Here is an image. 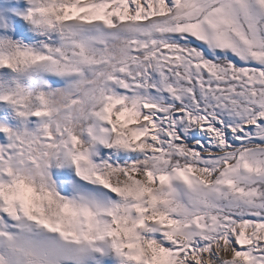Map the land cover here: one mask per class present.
Here are the masks:
<instances>
[{
	"label": "snow or ice",
	"instance_id": "6c2138e0",
	"mask_svg": "<svg viewBox=\"0 0 264 264\" xmlns=\"http://www.w3.org/2000/svg\"><path fill=\"white\" fill-rule=\"evenodd\" d=\"M0 264H264V0H0Z\"/></svg>",
	"mask_w": 264,
	"mask_h": 264
}]
</instances>
